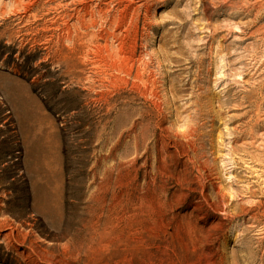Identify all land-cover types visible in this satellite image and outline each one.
Wrapping results in <instances>:
<instances>
[{"label":"rangeland","instance_id":"1","mask_svg":"<svg viewBox=\"0 0 264 264\" xmlns=\"http://www.w3.org/2000/svg\"><path fill=\"white\" fill-rule=\"evenodd\" d=\"M95 263L264 264V0H0V264Z\"/></svg>","mask_w":264,"mask_h":264},{"label":"bare ground","instance_id":"2","mask_svg":"<svg viewBox=\"0 0 264 264\" xmlns=\"http://www.w3.org/2000/svg\"><path fill=\"white\" fill-rule=\"evenodd\" d=\"M76 21H80L79 16H77ZM92 227L93 228H92V235H91V238H90L89 251L94 253L96 251H100L103 248L102 247V242H101L102 236H101L100 230H99V219L98 218L94 219Z\"/></svg>","mask_w":264,"mask_h":264}]
</instances>
